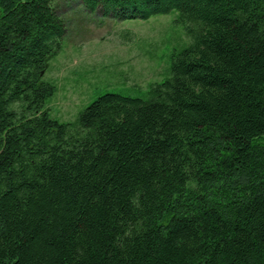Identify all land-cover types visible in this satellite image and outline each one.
<instances>
[{"label":"trees","instance_id":"1","mask_svg":"<svg viewBox=\"0 0 264 264\" xmlns=\"http://www.w3.org/2000/svg\"><path fill=\"white\" fill-rule=\"evenodd\" d=\"M56 1L0 0V264H264V0H80L189 43L68 123Z\"/></svg>","mask_w":264,"mask_h":264},{"label":"rangeland","instance_id":"2","mask_svg":"<svg viewBox=\"0 0 264 264\" xmlns=\"http://www.w3.org/2000/svg\"><path fill=\"white\" fill-rule=\"evenodd\" d=\"M53 7L65 34L45 73L57 87L46 108L60 123L74 121L103 94L143 98L149 84L168 75L171 55L189 43L175 13L119 21L87 11L80 0H57Z\"/></svg>","mask_w":264,"mask_h":264}]
</instances>
